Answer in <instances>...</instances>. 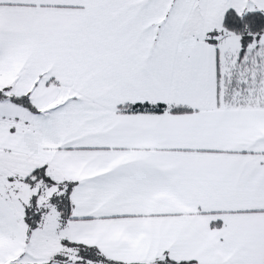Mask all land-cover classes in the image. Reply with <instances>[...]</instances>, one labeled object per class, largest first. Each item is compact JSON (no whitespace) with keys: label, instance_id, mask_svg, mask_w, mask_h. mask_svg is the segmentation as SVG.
<instances>
[{"label":"snow or ice","instance_id":"6c2138e0","mask_svg":"<svg viewBox=\"0 0 264 264\" xmlns=\"http://www.w3.org/2000/svg\"><path fill=\"white\" fill-rule=\"evenodd\" d=\"M0 264H264V0H0Z\"/></svg>","mask_w":264,"mask_h":264}]
</instances>
